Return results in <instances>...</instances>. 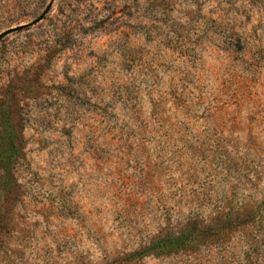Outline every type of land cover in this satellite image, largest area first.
<instances>
[{
	"label": "rangeland",
	"instance_id": "obj_1",
	"mask_svg": "<svg viewBox=\"0 0 264 264\" xmlns=\"http://www.w3.org/2000/svg\"><path fill=\"white\" fill-rule=\"evenodd\" d=\"M10 28L0 264H264V0H0Z\"/></svg>",
	"mask_w": 264,
	"mask_h": 264
},
{
	"label": "trees",
	"instance_id": "obj_2",
	"mask_svg": "<svg viewBox=\"0 0 264 264\" xmlns=\"http://www.w3.org/2000/svg\"><path fill=\"white\" fill-rule=\"evenodd\" d=\"M11 129L12 128L10 126L3 128V132H1L0 134V146L5 144L6 142L14 143L10 140L9 136L12 132ZM193 233L194 229H191V227L189 226L186 229L181 230L177 234L160 237L157 240L151 242L150 245L139 250L136 255L140 257L148 254L163 255L189 249V247L197 240L196 238H192L191 235Z\"/></svg>",
	"mask_w": 264,
	"mask_h": 264
},
{
	"label": "water",
	"instance_id": "obj_3",
	"mask_svg": "<svg viewBox=\"0 0 264 264\" xmlns=\"http://www.w3.org/2000/svg\"><path fill=\"white\" fill-rule=\"evenodd\" d=\"M49 8H50V6L47 7V9L43 12V14H42L41 16H39V17L35 20V22L40 21V20L44 17V15L46 14V12L48 11ZM17 29H19V28H10V29H8V30H5L4 32H2V33L0 34V39H2V38H3L4 36H6L7 34L16 31Z\"/></svg>",
	"mask_w": 264,
	"mask_h": 264
}]
</instances>
